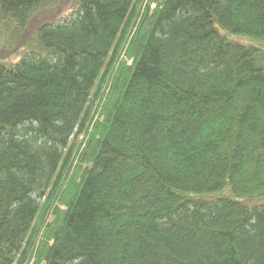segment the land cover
I'll return each mask as SVG.
<instances>
[{
	"label": "trees",
	"instance_id": "trees-1",
	"mask_svg": "<svg viewBox=\"0 0 264 264\" xmlns=\"http://www.w3.org/2000/svg\"><path fill=\"white\" fill-rule=\"evenodd\" d=\"M36 38L0 62V264H264V0H76Z\"/></svg>",
	"mask_w": 264,
	"mask_h": 264
},
{
	"label": "rangeland",
	"instance_id": "rangeland-1",
	"mask_svg": "<svg viewBox=\"0 0 264 264\" xmlns=\"http://www.w3.org/2000/svg\"><path fill=\"white\" fill-rule=\"evenodd\" d=\"M76 7V0H48L34 8L25 26L20 27L12 19L0 15V62L14 65L25 52L42 51L37 42L38 27L67 16ZM233 40L249 43L244 37L231 36Z\"/></svg>",
	"mask_w": 264,
	"mask_h": 264
}]
</instances>
